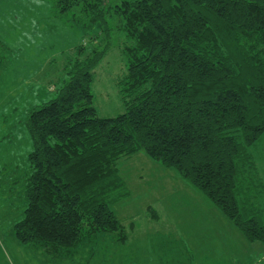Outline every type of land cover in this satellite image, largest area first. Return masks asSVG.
I'll use <instances>...</instances> for the list:
<instances>
[{
  "label": "trees",
  "instance_id": "16d2710c",
  "mask_svg": "<svg viewBox=\"0 0 264 264\" xmlns=\"http://www.w3.org/2000/svg\"><path fill=\"white\" fill-rule=\"evenodd\" d=\"M50 2L76 23L98 24L104 44L71 61L57 97L29 113L32 172L17 240L57 250L123 232L113 206L130 192L118 163L145 151L264 246V216L253 203L262 186L264 0ZM118 32L125 113L100 118L93 73Z\"/></svg>",
  "mask_w": 264,
  "mask_h": 264
},
{
  "label": "rangeland",
  "instance_id": "374dc122",
  "mask_svg": "<svg viewBox=\"0 0 264 264\" xmlns=\"http://www.w3.org/2000/svg\"><path fill=\"white\" fill-rule=\"evenodd\" d=\"M100 30L59 15L50 0H0V264H262L261 243L246 240L194 186L145 151L118 163L130 192L113 206L123 232L88 234L75 247L57 250L17 240L14 227L25 217L32 172L29 113L57 97L71 61L104 44ZM124 42L123 34L113 35L93 73L100 118L125 113L119 85L127 73ZM255 153L262 186L253 203L264 216V137Z\"/></svg>",
  "mask_w": 264,
  "mask_h": 264
}]
</instances>
